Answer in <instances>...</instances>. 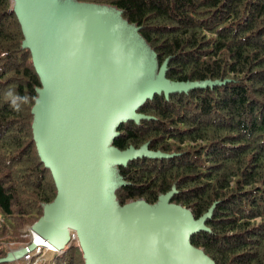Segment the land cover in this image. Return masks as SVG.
<instances>
[{
	"label": "trees",
	"instance_id": "16d2710c",
	"mask_svg": "<svg viewBox=\"0 0 264 264\" xmlns=\"http://www.w3.org/2000/svg\"><path fill=\"white\" fill-rule=\"evenodd\" d=\"M77 1L122 11L159 66L168 63L170 81L217 82L155 95L138 110L147 119L119 126V150L148 145L170 156L118 167L127 182L120 204H154L176 188L172 202L196 220L215 205L194 247L216 264H264V0ZM24 41L13 1L0 0V259L31 243V227L58 195L34 139L42 82ZM42 264L86 263L73 243Z\"/></svg>",
	"mask_w": 264,
	"mask_h": 264
},
{
	"label": "water",
	"instance_id": "95a60500",
	"mask_svg": "<svg viewBox=\"0 0 264 264\" xmlns=\"http://www.w3.org/2000/svg\"><path fill=\"white\" fill-rule=\"evenodd\" d=\"M25 37L23 48L41 78L34 114V139L52 172L58 195L44 204L31 228L40 241L63 251L78 236L86 264H216L191 237L209 231L215 205L196 220L172 202L176 188L154 204L144 199L121 205L126 185L118 167L147 157L169 158L148 145L121 151L118 128L148 117L138 110L155 95L186 93L217 82H172L168 63L156 54L122 11L77 0H12ZM37 247L11 251L0 264L21 260Z\"/></svg>",
	"mask_w": 264,
	"mask_h": 264
},
{
	"label": "rangeland",
	"instance_id": "374dc122",
	"mask_svg": "<svg viewBox=\"0 0 264 264\" xmlns=\"http://www.w3.org/2000/svg\"><path fill=\"white\" fill-rule=\"evenodd\" d=\"M31 231V230H30ZM31 238V237H30ZM32 240V238H31ZM32 242V241H31ZM70 245H68L69 247ZM55 256V253H52V252H45L44 253V256L40 259L41 260V264L42 263H49ZM16 264H25V262L23 260L19 261L18 263Z\"/></svg>",
	"mask_w": 264,
	"mask_h": 264
},
{
	"label": "bare ground",
	"instance_id": "6f19581e",
	"mask_svg": "<svg viewBox=\"0 0 264 264\" xmlns=\"http://www.w3.org/2000/svg\"><path fill=\"white\" fill-rule=\"evenodd\" d=\"M128 166V165H127ZM36 241H39L38 240V238L36 239ZM38 243H41V245H43L44 247H47L48 249H50V250H56L55 249V247H53L52 245H50V244H47V243H45V242H38Z\"/></svg>",
	"mask_w": 264,
	"mask_h": 264
},
{
	"label": "built area",
	"instance_id": "2783aa9c",
	"mask_svg": "<svg viewBox=\"0 0 264 264\" xmlns=\"http://www.w3.org/2000/svg\"><path fill=\"white\" fill-rule=\"evenodd\" d=\"M73 239H76L75 235H73ZM41 251H42V249H41V247H39L38 250H37V253H40ZM25 259H26V261L29 262L31 260V256L28 255Z\"/></svg>",
	"mask_w": 264,
	"mask_h": 264
},
{
	"label": "clouds",
	"instance_id": "9594fccd",
	"mask_svg": "<svg viewBox=\"0 0 264 264\" xmlns=\"http://www.w3.org/2000/svg\"><path fill=\"white\" fill-rule=\"evenodd\" d=\"M67 247V246H66Z\"/></svg>",
	"mask_w": 264,
	"mask_h": 264
},
{
	"label": "snow or ice",
	"instance_id": "6c2138e0",
	"mask_svg": "<svg viewBox=\"0 0 264 264\" xmlns=\"http://www.w3.org/2000/svg\"><path fill=\"white\" fill-rule=\"evenodd\" d=\"M39 242V241H38Z\"/></svg>",
	"mask_w": 264,
	"mask_h": 264
}]
</instances>
